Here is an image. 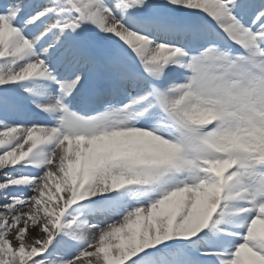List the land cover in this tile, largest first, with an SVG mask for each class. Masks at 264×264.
I'll return each instance as SVG.
<instances>
[{"label": "snow or ice", "instance_id": "snow-or-ice-1", "mask_svg": "<svg viewBox=\"0 0 264 264\" xmlns=\"http://www.w3.org/2000/svg\"><path fill=\"white\" fill-rule=\"evenodd\" d=\"M0 264H264V0H0Z\"/></svg>", "mask_w": 264, "mask_h": 264}]
</instances>
